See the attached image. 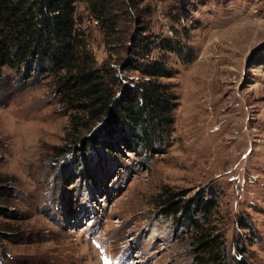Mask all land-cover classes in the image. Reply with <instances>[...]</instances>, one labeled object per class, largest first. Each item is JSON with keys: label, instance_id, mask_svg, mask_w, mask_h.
<instances>
[{"label": "rangeland", "instance_id": "374dc122", "mask_svg": "<svg viewBox=\"0 0 264 264\" xmlns=\"http://www.w3.org/2000/svg\"><path fill=\"white\" fill-rule=\"evenodd\" d=\"M130 2L127 16L189 53L166 52L167 144L136 154L128 136L110 150L88 130L71 136L51 81L2 67L0 264H196L188 228L157 212L163 186L214 187L222 263L264 264V0ZM75 18L100 62L105 44L82 0Z\"/></svg>", "mask_w": 264, "mask_h": 264}, {"label": "trees", "instance_id": "16d2710c", "mask_svg": "<svg viewBox=\"0 0 264 264\" xmlns=\"http://www.w3.org/2000/svg\"><path fill=\"white\" fill-rule=\"evenodd\" d=\"M82 1L105 44L100 62L76 23V0H0V74L6 67L22 77H47L67 111L71 136L88 130L91 143L108 150L117 140L125 146L128 136L134 153L154 152L167 144L176 104L171 83L162 79L171 75L166 52L185 60L189 53L176 37L153 36L142 17L127 16L128 7L137 6L130 0ZM185 193L163 186L155 194L157 212L188 228L196 264H223L224 234L213 217L216 190Z\"/></svg>", "mask_w": 264, "mask_h": 264}, {"label": "bare ground", "instance_id": "6f19581e", "mask_svg": "<svg viewBox=\"0 0 264 264\" xmlns=\"http://www.w3.org/2000/svg\"><path fill=\"white\" fill-rule=\"evenodd\" d=\"M83 211H85V210H83ZM76 216H77V217H80L81 215L78 216V215L76 214ZM79 219H80V218H79ZM79 219H76V220L74 219V220L77 221V220H79ZM69 221H70V219H69ZM72 221H73V220H72ZM72 221H70V222H72ZM74 224H75V223H74Z\"/></svg>", "mask_w": 264, "mask_h": 264}]
</instances>
